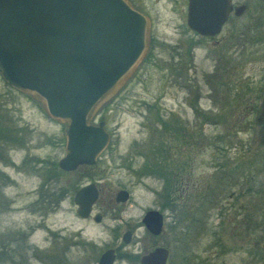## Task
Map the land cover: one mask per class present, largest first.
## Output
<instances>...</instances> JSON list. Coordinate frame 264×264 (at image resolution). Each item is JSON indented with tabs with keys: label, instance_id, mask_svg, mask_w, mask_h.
Wrapping results in <instances>:
<instances>
[{
	"label": "rangeland",
	"instance_id": "obj_1",
	"mask_svg": "<svg viewBox=\"0 0 264 264\" xmlns=\"http://www.w3.org/2000/svg\"><path fill=\"white\" fill-rule=\"evenodd\" d=\"M135 1L152 17L148 53L95 117L111 135L97 164L107 167L111 188L131 192L122 216L132 223L148 209L160 210L171 190L167 185L163 192V177L167 184L176 179L179 192L186 186L177 198L179 238L186 236L192 208L194 225L206 228L195 233V263L264 264V144L255 142L264 88V2L250 3L206 38L187 27L185 0L178 7L173 0H141L143 7ZM0 104L24 141L23 147L0 144V240L9 251L0 264H61L59 232L84 228L83 237L106 240L105 225L79 220L69 200L61 209L38 201L43 182L57 187L67 179L58 167L65 124L1 76ZM150 163L158 174H144ZM163 212L170 236V210ZM143 234L140 227L135 237ZM90 254L77 247L67 253L71 264H85Z\"/></svg>",
	"mask_w": 264,
	"mask_h": 264
},
{
	"label": "water",
	"instance_id": "obj_2",
	"mask_svg": "<svg viewBox=\"0 0 264 264\" xmlns=\"http://www.w3.org/2000/svg\"><path fill=\"white\" fill-rule=\"evenodd\" d=\"M230 0H188L186 24L201 36H216L231 11ZM244 6L236 9V14ZM151 20L130 0H0V76L12 89L38 102L65 124L64 155L58 165L73 170L94 164L110 142L98 110L129 81L151 43ZM255 142L264 144V93L255 117ZM97 197L94 184L74 201L86 216ZM117 197L125 201L126 190ZM148 230L158 234L162 214L148 210ZM157 247L142 264H166ZM107 251L100 264H112Z\"/></svg>",
	"mask_w": 264,
	"mask_h": 264
},
{
	"label": "flooded vegetation",
	"instance_id": "obj_3",
	"mask_svg": "<svg viewBox=\"0 0 264 264\" xmlns=\"http://www.w3.org/2000/svg\"><path fill=\"white\" fill-rule=\"evenodd\" d=\"M173 1L175 2V4H177V7L180 6L179 0H173ZM130 2L137 10L147 15L150 18L151 23H153L152 17L149 15V13L143 8H139L137 6L136 4L137 1L130 0ZM140 2L139 4L143 7V3L141 0ZM263 2L264 0H230L232 8L228 15L227 20L223 23L221 27V32L224 26L226 25V23H228L231 20L232 16L236 18L241 17L248 8V6H250V3L251 4L253 3L254 5L262 6ZM242 5L244 6L243 10L239 14H236L235 12L236 9ZM187 8H188V0H185L184 1L185 19L187 14ZM152 25H151V32H152ZM235 31L236 29L230 32L229 37H231L232 33L234 34L233 36H235L236 35L234 33ZM201 37L214 38L215 36H201ZM194 47L196 46H193L192 43L189 54L193 53ZM225 55L226 54H223V56ZM261 90H262V95H261V100H262L264 88ZM253 97H256V95ZM247 102L249 103V101ZM64 141H65V133H64ZM64 149H65V142H64ZM105 150H103V152L99 155L97 161ZM97 161L94 164H80L73 170H68V171L61 169L58 165L61 174L63 176H66L67 179L64 182H62L60 186L58 185L57 187L51 186L50 181L48 182L45 181L43 188L41 190V192L45 195V199L42 202L48 205V209H50L52 206H54L53 209L56 208L61 209L63 202L69 200L73 204L76 217L79 220H82L84 222L92 221L93 223L102 226L105 225V228L109 232L108 234L109 237L100 244L97 243L96 240H94L92 237L89 238L83 237L82 232L84 228L79 229L78 231H71L67 235L59 232L57 234L58 235L57 238L59 240L58 241L59 261L62 262L61 264H71L67 253L70 252L72 248H76V247L91 252V254L87 256L88 260L84 262L85 264H100L102 256L107 251H111V254L113 256L112 264H121V263L142 264L141 263L142 258L145 255H148L157 247H164L167 249L166 264H170L169 262H171V264H197L193 260L194 254L192 251L196 236L195 233L198 234L201 231H205L206 230V228H204L205 226L201 225L200 228H198L197 226L194 225L193 208H192L191 221L189 227L186 230V236H181L179 238L178 227H177V219L180 214L177 208L178 205L177 198L182 197V193L186 190V186L180 189L179 192L178 187H176V182H175L176 179L175 180L173 179L174 183L172 181L171 183L169 182V184H167V185H171V190L169 189V194L165 196V200L160 202V207H161L160 210L156 209L162 214V218H163L162 229L158 234H154L148 230L145 222L143 221V217L145 213L151 209L146 210L140 220H136L132 223L126 220L122 216V209L124 208L125 203L128 201L129 197L131 196L130 194L131 192L126 188H119L117 190L111 188L107 176V171H108L107 167L99 166V164H97ZM159 167H161V165ZM170 172L172 173L171 170ZM163 182L164 185L162 188L164 192V187L167 186L166 185L167 179L165 177H163ZM87 184H94V187L97 191V197L91 204L88 214L86 216H81L78 213V211L81 209V206L79 204H76V202L74 201V197L76 192L81 187ZM260 187L262 188L263 186H259V188ZM121 190H126L128 192V197L125 201H122L120 198L117 197V194ZM160 194L161 191L157 194V197ZM39 199L42 200L40 196ZM40 200L38 201L41 202ZM167 209L170 210V215L172 218L170 236H167L164 233L165 214L163 211H166ZM107 220H113L114 224L107 223ZM140 227H143L144 231H146V235L143 234V236L136 238L135 232ZM52 235L55 236L56 234L52 233ZM86 235L88 236V234ZM179 241L183 243L186 246V248L183 249L182 245L178 244ZM219 254L221 255V245H220ZM200 262L198 264H201Z\"/></svg>",
	"mask_w": 264,
	"mask_h": 264
},
{
	"label": "trees",
	"instance_id": "obj_4",
	"mask_svg": "<svg viewBox=\"0 0 264 264\" xmlns=\"http://www.w3.org/2000/svg\"><path fill=\"white\" fill-rule=\"evenodd\" d=\"M216 83L221 84V78L218 77V76H217V79H216ZM3 108L4 107H2L1 104H0V144L1 143L7 144V142H8L10 145L12 144V145L23 147L24 146V141L22 139L23 137L19 133V132H21V130L20 129H16L12 125L11 119L8 117V114L6 112H4ZM144 174H153V175L158 174V170H156L155 164H153V163L147 164L145 166ZM4 179H5V174L0 171V183H1V180L5 181ZM167 182H168V180H167ZM167 182H166V185H167ZM3 185H5V182H2V184L0 186H3ZM43 185H44V182L40 186V189H38L39 196L42 199V200L39 199L41 201V203H44L42 201L45 199V195L41 192V189L43 188ZM226 188L227 187H225L224 190H226ZM166 190H167V188H166ZM1 193L3 195V192L0 189V202L3 201V200H1V198L3 197L1 195ZM9 205L10 204H7L6 207H8ZM0 242H1L0 243V258L9 257V254H8L9 251L8 252L5 251L4 250L5 247H4L3 243H2L3 241L0 240Z\"/></svg>",
	"mask_w": 264,
	"mask_h": 264
}]
</instances>
